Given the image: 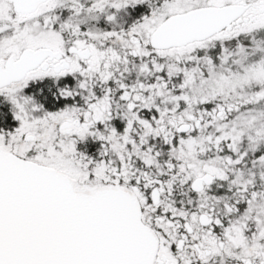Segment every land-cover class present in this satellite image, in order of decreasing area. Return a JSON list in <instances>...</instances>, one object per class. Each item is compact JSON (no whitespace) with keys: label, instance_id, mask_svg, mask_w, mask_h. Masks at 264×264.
Instances as JSON below:
<instances>
[{"label":"snow or ice","instance_id":"snow-or-ice-1","mask_svg":"<svg viewBox=\"0 0 264 264\" xmlns=\"http://www.w3.org/2000/svg\"><path fill=\"white\" fill-rule=\"evenodd\" d=\"M0 264H264V0H0Z\"/></svg>","mask_w":264,"mask_h":264}]
</instances>
